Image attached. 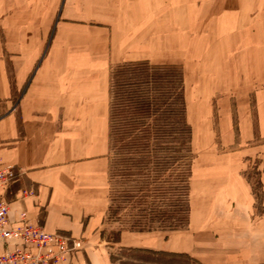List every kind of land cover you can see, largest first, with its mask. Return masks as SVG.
I'll list each match as a JSON object with an SVG mask.
<instances>
[{"label": "crops", "instance_id": "obj_1", "mask_svg": "<svg viewBox=\"0 0 264 264\" xmlns=\"http://www.w3.org/2000/svg\"><path fill=\"white\" fill-rule=\"evenodd\" d=\"M139 62L182 66L204 147L187 225L111 243V71ZM0 159L14 168L2 194L13 224L26 212L86 242L73 264H113L114 248L264 264V0H0Z\"/></svg>", "mask_w": 264, "mask_h": 264}, {"label": "rangeland", "instance_id": "obj_2", "mask_svg": "<svg viewBox=\"0 0 264 264\" xmlns=\"http://www.w3.org/2000/svg\"><path fill=\"white\" fill-rule=\"evenodd\" d=\"M181 67L139 62L119 64L111 71L113 93L110 98V110L113 108L117 114L113 122L116 129L113 135V148L112 152L109 149L108 157L113 175L112 184L109 182L111 204L116 215L114 220H109L105 226L107 238L112 239L113 234L122 229H139L136 227L138 223L146 224L143 225L146 230L151 228L152 231L165 232H171L169 230L171 224H176L178 229L187 225L190 188H196L192 182L193 165L199 156L198 152H202L204 146H200L198 150L195 149L197 146H192V129L187 118L185 81ZM142 93H148L153 100V113L159 111L157 115H151L150 118L143 120L145 131L149 127L152 133L149 138L146 135L144 139L150 141L149 147H146L150 153L144 154L147 161L144 174H149L150 181L154 183L147 188H132V182H128L131 179L124 178V175L130 173L128 170L131 160L133 158L138 160L140 157L128 153L129 149L124 147L129 143V136L121 135L119 132L121 125L124 124L119 110L122 108V98L125 100L131 94ZM126 105L129 107L130 104ZM183 173H187L185 179L181 177ZM246 177L253 188L261 187V174L257 163L251 164L246 171ZM142 184L143 181H135L133 186L140 187ZM163 213L170 214L176 219L169 218L166 221L161 217ZM175 213L180 214L176 217ZM86 246L84 242V250ZM127 251L118 248L110 250V257L115 258V263L111 262L146 264L140 259L147 257L150 259L148 264H190L181 256Z\"/></svg>", "mask_w": 264, "mask_h": 264}, {"label": "built area", "instance_id": "obj_3", "mask_svg": "<svg viewBox=\"0 0 264 264\" xmlns=\"http://www.w3.org/2000/svg\"><path fill=\"white\" fill-rule=\"evenodd\" d=\"M14 176V168L0 159V264H73L84 242L60 232H47L32 222L26 212L11 221L12 208L3 199L4 189ZM24 196H34L25 191Z\"/></svg>", "mask_w": 264, "mask_h": 264}, {"label": "trees", "instance_id": "obj_4", "mask_svg": "<svg viewBox=\"0 0 264 264\" xmlns=\"http://www.w3.org/2000/svg\"><path fill=\"white\" fill-rule=\"evenodd\" d=\"M111 75H112V73H111ZM112 80H113V78L111 77V79H110V90H109L110 98H111L112 93H113ZM148 95H149L148 93L131 94L128 97H126L125 100H123V98H122V100H121L122 101V108H121V110H119V114H121V118H123L122 121L124 122V124L121 125V131L119 130V132L121 135L125 134L126 136H129V143H126V145L124 147H125V149H129V151H127L128 153L135 154V156L140 157L138 160H137V158H133L131 160L132 162L130 164V169L128 170V171H130V173L129 174L127 173L124 175V178L129 177V179H131V180H128V182H132V188H134V187L135 188H147V187H150V185H152V183H154V181H152V182L150 181L151 176L149 174H144V170L147 167V161H146V158L144 157V154L150 153V150L146 149V147H149L150 141H149V139H147V141H145L144 139H146V137H147L146 135H148V138H149L152 135V133H151V131H150L151 129L149 127L145 131L143 120L150 118L151 115H157V113H159V111L157 110V112L153 113V111H154L153 100H151V98ZM164 96H166V95H164ZM126 104H130L129 107ZM110 112L111 113H110V134H109V138H110V144H111L110 151L112 152L113 135H114L115 130H116L115 127L113 126V122H114V119H115V116L117 113H115L116 110H114L113 108H111ZM190 140H191V135H190ZM190 172H191V170H190ZM110 176H111L110 183L112 184V181H113L112 170L110 171ZM186 176H187V173H183L181 177H182V179H185ZM135 181L136 182L143 181L144 184H142V186H140V187H137V185L133 186ZM110 198H111V196H110ZM111 201H112V199H111ZM140 211L143 212L144 210H140ZM166 213H168V212H166ZM178 214H180V213H175L176 217ZM115 215L116 214H115L114 206H113V204H110L109 212H108V220H110V221L114 220ZM161 217L164 218V220H166V221L169 218L176 219L175 217H172L170 214H164V213L162 214ZM143 225H146V224H143ZM143 225H141V223H138L136 225V227L139 229H133L132 228V229H127V230H129L130 232H149V231H152L151 228L149 230H146L145 227H143ZM177 229H178V226L176 224L170 225L169 230L173 231V230H177ZM123 230L124 229L118 231L116 234H113L112 239L106 237V235H105L106 231L105 230L102 232V235L104 238L106 237L108 239V242L119 243L121 240L120 237H121ZM137 252H145V251H137ZM146 253H150L152 255L154 254L153 252H146ZM162 255H164V254H162ZM165 255L170 256L167 254H165ZM140 260L146 264H148V262L150 261V259L147 257L146 258L142 257ZM111 261L113 263H115L114 256H111Z\"/></svg>", "mask_w": 264, "mask_h": 264}]
</instances>
